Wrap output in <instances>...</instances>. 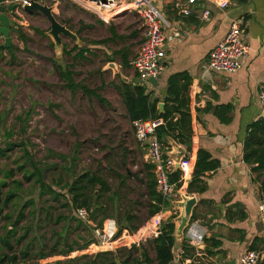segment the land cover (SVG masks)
<instances>
[{
  "label": "rangeland",
  "instance_id": "obj_1",
  "mask_svg": "<svg viewBox=\"0 0 264 264\" xmlns=\"http://www.w3.org/2000/svg\"><path fill=\"white\" fill-rule=\"evenodd\" d=\"M35 1L52 6L58 22L79 37V44L64 37V45L69 48L78 45L90 52L85 59L74 62L71 57H65L62 51L55 48L54 40L49 35L51 24L44 15L38 12L32 15L23 13L21 17L16 10L8 14L13 27L10 37L15 50L13 53L0 50V148H5L8 142L17 145L24 143L25 148L19 146L9 154V158L0 159V181L5 179V171L14 169L18 161L25 162L24 158L27 156L24 154L27 151L29 157L44 169L48 185H56L61 179L64 186L85 171L96 173L108 182L112 192L120 190L119 197L113 203L107 197L102 200L107 203L105 208L113 214L116 221L129 212L137 216L138 223L145 221L148 215V198L141 182L144 178L141 171L146 163L147 151L135 137L122 95L117 89L123 81L133 79L136 73L132 65L122 68L121 57L116 54L123 48L129 49L132 63L142 41L139 34L128 37L134 25L129 23L138 25L141 20L138 16H133L132 22H116L114 26L118 35L128 38L124 41L119 38L115 40L109 31L113 24H104L90 12L67 0ZM21 34L28 38V42L21 40ZM95 42L103 43L94 45ZM4 44V40L0 41V47ZM52 61L62 66L73 65L77 83L86 84L92 89L99 88V93L108 101V105L103 106L81 91L72 95L64 87ZM111 63L115 67L110 66ZM23 130L26 132L23 133ZM21 178L22 175L18 173L16 179ZM7 182L10 184L11 181ZM2 190L5 195L8 189ZM62 193L69 198L66 191ZM28 199L36 200L37 211L42 207L50 210L53 218L48 221L45 215H38L36 220L29 221L27 227L32 232L27 241L32 243L35 250H50L60 238L58 234L63 231L68 245H65L66 240L63 238L59 247L64 251L70 245L77 247V244H83L82 238L90 236L85 227L78 230L76 222L56 224L54 219L59 215L67 216L71 213L62 207L66 200L62 199L60 204L41 202L39 190L28 197L22 195V201H18L19 208L13 213L14 218ZM44 199L47 200V197ZM100 219L99 215L98 221ZM2 234L3 222L0 221V236ZM152 240L153 238H148L142 242V248L153 260V264H156ZM98 253H101L100 250L92 245L71 256L47 258L40 264H54ZM113 253L121 256L124 252L117 250Z\"/></svg>",
  "mask_w": 264,
  "mask_h": 264
},
{
  "label": "crops",
  "instance_id": "obj_2",
  "mask_svg": "<svg viewBox=\"0 0 264 264\" xmlns=\"http://www.w3.org/2000/svg\"><path fill=\"white\" fill-rule=\"evenodd\" d=\"M175 2L153 0L171 27L179 29L182 34L181 39L166 44L165 70L156 78L157 85L150 81L142 82L137 74L133 79L123 81L145 86L154 98L161 100L160 109L161 104L165 107L163 101L171 76L187 73L192 78L189 107L193 137L188 148L179 145L187 150L185 159L189 163L186 175L181 174V187L177 191L179 198L157 214L163 223L175 222L173 264H241L242 256L249 251L263 252L261 263L264 261V222L259 212L262 187L257 175L244 161V146L249 126L264 119L258 99L259 89L264 85V0H232L230 8L225 11L211 1L198 0L194 5H187L191 14L185 16L174 9ZM205 10L210 11V15L203 20ZM133 16H138L141 23H129L134 25L128 37L139 34L142 45L144 27L132 4L119 9L111 24L114 26L121 20L132 22ZM238 19L245 21V40L250 48L242 68L233 74L204 75L211 52L225 39L232 21ZM164 32L170 34L169 29H164ZM224 106H232L229 123L222 122L215 114L216 108ZM163 111L164 108L160 109ZM166 151L168 158L176 153L172 145ZM200 151L209 153L220 167L201 177L206 187L202 194H189L188 187L194 177ZM184 197L197 198L198 204L194 209L197 220L191 222H198L207 232L204 243L198 247L188 243L186 229L182 234L178 232L181 210L177 205ZM145 224L137 234L138 237L145 236L142 242L155 238L151 236V219ZM185 243L189 245L187 249L184 248ZM254 245L257 249L251 250Z\"/></svg>",
  "mask_w": 264,
  "mask_h": 264
},
{
  "label": "trees",
  "instance_id": "obj_3",
  "mask_svg": "<svg viewBox=\"0 0 264 264\" xmlns=\"http://www.w3.org/2000/svg\"><path fill=\"white\" fill-rule=\"evenodd\" d=\"M3 1V0H1ZM12 30L13 27L11 26ZM109 31L112 39H120L124 41L127 37L119 36L116 27L111 25ZM21 40L28 42V38L21 34ZM103 42H95L94 45H101ZM1 50V48H0ZM8 52L13 53L15 46L5 48ZM89 49L81 48L76 45L69 48L64 45L63 54L65 57H71L73 61L85 59ZM121 57V66L126 69L131 66L130 51L123 48L116 52ZM52 63L57 67L59 76L63 81L64 87L75 95L81 91L90 99H96L103 106L108 105V101L99 93L100 89H92L86 84L77 83L75 79V71L73 65H59L55 61ZM192 78L187 73H180L169 78L168 89L164 98V111L160 112V99L154 98L153 93L148 92L147 88L139 83H124L117 88L121 95L123 103L126 107L128 118L130 121L154 119L163 120L157 131V137L164 151V158L167 159V151L170 150L172 143L184 145L187 148L190 146L193 137L192 115L189 107V89ZM103 86V85H102ZM232 106H224L215 109V114L224 123H229L231 117L229 112ZM23 133L26 131L23 130ZM11 135V134H10ZM24 147V143L17 145L13 142H8L5 148H0V159L9 158V154L17 147ZM25 162H17L14 169L5 171V179L0 181V221L3 222V234L0 236V264H40L47 258L55 256H71L77 251H84L97 243L94 237V230L101 228L102 224L107 219H114L111 212L106 210L107 203L103 200L107 197L113 203L115 198L119 197V189L112 192L108 182L96 173L85 171L76 176L73 182H68L62 186L60 179L56 185H48L44 177V169L29 157V153L25 151ZM65 161L66 158L62 157ZM244 161L252 169V172L257 175V179L261 182V187L264 189V119L253 123L249 126L245 146H244ZM220 167V163L213 160L211 155L205 151H200L198 161L195 168V173L188 187L189 194H202L205 191V185L202 183L201 177L207 172H213ZM155 165L149 162L143 164L141 174L144 178L141 180L144 185L146 197L148 198L147 208L148 215L145 221L138 223V218L132 212L127 213L122 218L114 219L119 228L120 234L129 232L135 234L148 220L155 217L161 211L170 206V202L163 197L157 190ZM21 174V179H16L17 174ZM182 171L175 170L170 175V183L176 186V190L181 187ZM10 180V184L7 182ZM28 184V187H26ZM3 188L8 189L3 194ZM59 189V190H58ZM39 190V201L53 202L60 204L62 199L66 201L62 203V207L68 209L70 215H59L54 222L64 223V221L76 222L77 229L85 227L90 234L88 238H82L83 244H77V247L70 245L67 251H64L60 246V240L65 239V245H68L66 237L60 234L58 241H55L50 250L46 248L35 250L32 243L27 241L28 235L32 229H28L29 221L36 220L38 215H45L49 221L52 220L50 210L42 207L37 211V202L35 199H28L19 209L18 216L14 218L13 213L19 208L18 201H22V195L28 197L34 195ZM69 196L66 197L62 192ZM110 194V195H109ZM47 197V200L44 198ZM93 206H96L95 208ZM86 209L90 213L89 221H84L77 216V210ZM101 219L98 221V216ZM175 219V218H174ZM197 220V216L193 214L192 221ZM25 225H23V223ZM27 227V229H25ZM66 230V227H65ZM153 244L156 253V264H173L174 262V247H175V222L174 220L163 223L161 234L154 238ZM188 244H184V248H188ZM254 245L251 250H256ZM119 251L124 252L123 255H116L113 252L98 253L93 256H80L70 258L64 261H58L54 264H153V260L148 253L140 246H132L131 248H121ZM116 252V251H115ZM51 264V263H47ZM260 264H264V261Z\"/></svg>",
  "mask_w": 264,
  "mask_h": 264
},
{
  "label": "built area",
  "instance_id": "obj_4",
  "mask_svg": "<svg viewBox=\"0 0 264 264\" xmlns=\"http://www.w3.org/2000/svg\"><path fill=\"white\" fill-rule=\"evenodd\" d=\"M70 3L85 9L106 25H110L114 16L124 5L132 4L138 11L144 27V42L131 65L134 72L142 82H148L151 78H157L165 70V47L168 41L181 39L179 29H173L162 13L153 4V0H67ZM173 1V0H172ZM213 2L218 9L225 11L231 6L232 0H206ZM32 0H3L1 5L5 7L16 6L18 16H23L24 8L31 5ZM186 2V3H184ZM198 0H176L174 9L181 16L190 15L191 9L187 5H194ZM210 11L203 12V20L208 19ZM245 21L238 19L232 21L230 30L225 39L221 41L211 52L208 62L204 67V75L211 76L215 73L233 74L239 71L249 54L250 48L245 40ZM164 29H169L170 34H165ZM5 41L0 35V41ZM261 112L264 115V85L258 93ZM135 137L140 145L147 149V162L155 165L157 190L169 202L179 198L176 186L170 183V175L176 170V161L164 158L162 146L158 140L156 131L163 125V120L147 119L132 121ZM189 161L184 159L180 163V170L186 175ZM178 169V170H179ZM259 212L264 222V189L261 190ZM77 216L89 221L90 213L86 209L77 210ZM151 236L158 237L161 234L163 220L159 215L151 219ZM138 234V232H137ZM124 232L120 234L118 224L114 219H107L101 228L94 230L95 245L101 253L115 252L121 248L140 246L145 236ZM206 229L198 222H191L185 231V237L189 244L198 247L206 239ZM129 240L133 242L130 243ZM121 244V245H120ZM263 258L261 251H249L245 253L241 264H259Z\"/></svg>",
  "mask_w": 264,
  "mask_h": 264
},
{
  "label": "water",
  "instance_id": "obj_5",
  "mask_svg": "<svg viewBox=\"0 0 264 264\" xmlns=\"http://www.w3.org/2000/svg\"><path fill=\"white\" fill-rule=\"evenodd\" d=\"M1 3V0H0ZM16 9V6H10L5 7L0 4V35L5 38V44L4 46H1V49L10 48L12 45V40L10 37V27H11V21L9 18V13L14 12ZM24 11L26 14L32 15L35 12L41 13L44 15L51 24V30L49 32V35L52 37L55 43V48L58 51L63 52L64 42L63 38L68 37L73 42L79 44V37L74 34L71 30H69L66 26L62 25L58 22L54 12L53 7L49 6L47 4H42L38 1L32 0L31 5L26 6L24 8ZM110 66L115 67L114 63H111ZM150 83L154 86L157 85V79L151 78L149 79ZM164 105H160L161 111L163 110ZM172 146L175 147L176 153L171 157L173 160L176 161V170L180 168V163L182 160H184L187 154V150H184L182 147H179L178 144L172 143ZM198 202L196 197H184L183 201L181 203H178V208L181 210L180 218L177 222H179V230L178 232L180 234L183 233V231L188 227V225L192 221V217L194 214V209L196 208Z\"/></svg>",
  "mask_w": 264,
  "mask_h": 264
},
{
  "label": "flooded vegetation",
  "instance_id": "obj_6",
  "mask_svg": "<svg viewBox=\"0 0 264 264\" xmlns=\"http://www.w3.org/2000/svg\"><path fill=\"white\" fill-rule=\"evenodd\" d=\"M10 32H11V29H10ZM5 39V38H4Z\"/></svg>",
  "mask_w": 264,
  "mask_h": 264
}]
</instances>
